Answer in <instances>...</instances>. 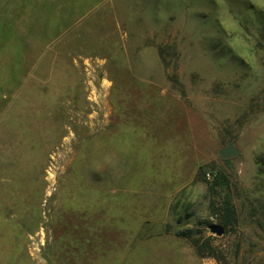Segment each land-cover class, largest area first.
Listing matches in <instances>:
<instances>
[{"label":"rangeland","instance_id":"374dc122","mask_svg":"<svg viewBox=\"0 0 264 264\" xmlns=\"http://www.w3.org/2000/svg\"><path fill=\"white\" fill-rule=\"evenodd\" d=\"M0 264H264V0H0Z\"/></svg>","mask_w":264,"mask_h":264},{"label":"trees","instance_id":"16d2710c","mask_svg":"<svg viewBox=\"0 0 264 264\" xmlns=\"http://www.w3.org/2000/svg\"><path fill=\"white\" fill-rule=\"evenodd\" d=\"M204 174L206 175V173ZM213 176L214 179L210 185V190H212L213 194L220 195V191H218V188H220L221 192L224 194L222 197L221 206L225 223L226 225L229 223H234L236 222L237 217L235 206L232 203L231 196L229 194L231 189L230 181L220 171H217L215 174H213ZM193 244L199 256L216 258V250L212 247L209 240L202 242L197 239L193 240Z\"/></svg>","mask_w":264,"mask_h":264},{"label":"water","instance_id":"95a60500","mask_svg":"<svg viewBox=\"0 0 264 264\" xmlns=\"http://www.w3.org/2000/svg\"><path fill=\"white\" fill-rule=\"evenodd\" d=\"M241 154V150L235 147L234 142H227V147H223L219 151V155L222 159H231L239 156ZM211 233L217 235L218 237H221L225 234V228L223 226L213 224L209 227Z\"/></svg>","mask_w":264,"mask_h":264}]
</instances>
